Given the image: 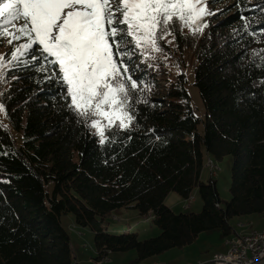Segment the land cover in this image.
Listing matches in <instances>:
<instances>
[{
	"label": "trees",
	"instance_id": "obj_1",
	"mask_svg": "<svg viewBox=\"0 0 264 264\" xmlns=\"http://www.w3.org/2000/svg\"><path fill=\"white\" fill-rule=\"evenodd\" d=\"M211 1L218 7L204 18L208 26L192 35L177 24L173 40L180 54L193 57L203 118L194 114L185 73L171 70L164 40L163 52L151 54L156 59L137 52L130 61L144 89L133 94L135 120L127 130L106 132L103 145L67 108L65 89L36 71L30 55L21 58L27 64L4 70L0 264H76L60 221L65 213L93 232L96 261L134 250L129 264L182 248L207 230L228 236L234 217H264V53L253 55L264 49V36L250 34L264 31V0ZM204 151L217 160L231 157V196L223 204L216 180H200ZM194 188L199 212L174 213L164 203L169 192L188 199ZM120 207L148 216L160 233L139 239L129 230L109 232L105 219Z\"/></svg>",
	"mask_w": 264,
	"mask_h": 264
},
{
	"label": "snow or ice",
	"instance_id": "obj_2",
	"mask_svg": "<svg viewBox=\"0 0 264 264\" xmlns=\"http://www.w3.org/2000/svg\"><path fill=\"white\" fill-rule=\"evenodd\" d=\"M208 0H0V39L13 45L11 59L0 54V80L14 62L31 56L49 81L65 89L62 98L103 145L106 132L127 130L135 120L133 94L143 91L129 63L163 52L160 41L175 40L176 25L192 35L214 15ZM244 27L250 25L246 17ZM22 22V23H20ZM264 36L260 33H250ZM23 40L24 43L14 44ZM131 44L133 47H129ZM39 53L38 55L36 53ZM264 53V49L253 55ZM264 59V57H262ZM142 63L144 60L141 61ZM264 82V81H262ZM146 87V86H145ZM139 102H147L136 100ZM4 105L0 104V112Z\"/></svg>",
	"mask_w": 264,
	"mask_h": 264
},
{
	"label": "rangeland",
	"instance_id": "obj_3",
	"mask_svg": "<svg viewBox=\"0 0 264 264\" xmlns=\"http://www.w3.org/2000/svg\"><path fill=\"white\" fill-rule=\"evenodd\" d=\"M207 7L210 11H212L215 10L218 5H215L211 0H208ZM168 40H172V37L169 36L164 40L168 47V52H171L169 55L170 61H173L171 70L175 73H185V87L190 95V101L194 114L200 118H203L205 110L199 96V91L194 85L193 57L189 52L180 54L174 47L173 41L172 43H168ZM20 43H24V41L20 40L14 42V44ZM12 50L13 45H9L7 43V38L0 39V54L5 55L7 59H11ZM24 57H27V55ZM164 81L165 80H160V84H163ZM1 118H4L3 113H1ZM197 129L201 131L202 123L198 124ZM231 166L232 163L230 156H226L221 160H217L214 157L209 156L205 151L203 152V167L200 174V180L206 182L210 175L216 180V188L219 197L222 200V204L231 196L229 191V185L231 181ZM190 197V200L187 201L178 193L171 191L164 199V203L170 207L174 213L199 212L202 208V200L195 188L192 191ZM192 198H194L193 201ZM251 215L252 216L246 215L245 217L239 216V219L234 217L235 219H238V225H236L235 220H230V223L232 226L236 227L237 231H240V224L242 223L247 225L248 220L251 219V228L257 229L251 231L262 232L264 230V217H261L257 214ZM60 219L61 224L64 226V228H66L70 235V242L73 248L76 264H129V261L136 257V252L134 250H128L125 252L111 251L104 259L96 261L94 258L96 251L93 240V232L91 229L89 227L77 225L75 223L74 216L71 213L62 214ZM105 224L109 232L120 233L129 230L137 233L139 239L156 236L161 231L158 226L150 221L148 216L139 214V212L132 207H120L114 209L107 215ZM233 234L237 235L236 232H232L230 235L224 236L220 229L207 230L200 233L195 241L185 245V248L182 247L185 250L187 249L185 251L186 255L178 257L179 259L175 262H170L169 256L171 253H178L180 250L183 251L181 248H171L165 252H162L161 254L146 258L138 264H190L191 262L194 264H213L212 260L214 256L218 254L216 252H227L225 250L228 249L227 246H229V244H226V239L229 236H233ZM189 247H196L197 249L192 250V248ZM199 250L200 252H198ZM191 259L193 261H191Z\"/></svg>",
	"mask_w": 264,
	"mask_h": 264
},
{
	"label": "built area",
	"instance_id": "obj_4",
	"mask_svg": "<svg viewBox=\"0 0 264 264\" xmlns=\"http://www.w3.org/2000/svg\"><path fill=\"white\" fill-rule=\"evenodd\" d=\"M264 259V232L252 237V231L234 238L226 253L216 256L213 264H255Z\"/></svg>",
	"mask_w": 264,
	"mask_h": 264
},
{
	"label": "crops",
	"instance_id": "obj_5",
	"mask_svg": "<svg viewBox=\"0 0 264 264\" xmlns=\"http://www.w3.org/2000/svg\"><path fill=\"white\" fill-rule=\"evenodd\" d=\"M192 197H194V196H192ZM193 199L194 198H192V201H193ZM191 201V202H192ZM191 204V203H190ZM248 216H252V215H248ZM245 217V216H244ZM238 219L240 218V217H237ZM238 219H235V218H232L231 220H235L236 221V225H238L239 224V221H238ZM241 226H240V228H241V230L240 231H237V229H236V227H234L235 228V232L237 233V234H242V233H247V232H249V231H251V230H257V229H254V228H251V226H252V221H251V219H249L248 220V223H247V225H245V224H240ZM248 227H250V228H248ZM263 229V228H262ZM262 229H259V230H262ZM235 234H233V236H234ZM226 244H227V241H226ZM186 247V246H185ZM185 247H183V248H185ZM183 248H181L183 251H179L178 253H171L170 254V258H169V261L170 262H175V261H177L179 258L178 257H180V256H184V255H186V250L185 249H183ZM189 248H192V250H195V249H197L196 247L195 248H193V247H189ZM227 248H228V246H227ZM225 251H227V250H225ZM198 252H200V250L198 251ZM222 252H224V251H222ZM222 252H216V253H222ZM173 254V255H172ZM191 261H193L192 259H191ZM198 262V261H197ZM191 263H193V262H191ZM190 263V264H191ZM194 264V263H193ZM196 264V263H195Z\"/></svg>",
	"mask_w": 264,
	"mask_h": 264
},
{
	"label": "bare ground",
	"instance_id": "obj_6",
	"mask_svg": "<svg viewBox=\"0 0 264 264\" xmlns=\"http://www.w3.org/2000/svg\"><path fill=\"white\" fill-rule=\"evenodd\" d=\"M191 198V197H190ZM190 198L186 199L187 201L190 200ZM264 230L262 232H255V231H252V237H259L261 233H263ZM250 233V232H249ZM233 243V240L232 241H227V244H231ZM228 249H229V246H228ZM227 249V251H228ZM226 253V252H225ZM218 254H223V253H218ZM218 254H216L212 260L213 263H216V256H218Z\"/></svg>",
	"mask_w": 264,
	"mask_h": 264
}]
</instances>
